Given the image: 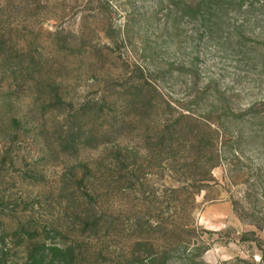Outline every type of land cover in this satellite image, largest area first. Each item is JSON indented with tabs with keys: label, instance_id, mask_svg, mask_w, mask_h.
<instances>
[{
	"label": "rangeland",
	"instance_id": "rangeland-1",
	"mask_svg": "<svg viewBox=\"0 0 264 264\" xmlns=\"http://www.w3.org/2000/svg\"><path fill=\"white\" fill-rule=\"evenodd\" d=\"M0 264H264V0H0Z\"/></svg>",
	"mask_w": 264,
	"mask_h": 264
},
{
	"label": "trees",
	"instance_id": "trees-1",
	"mask_svg": "<svg viewBox=\"0 0 264 264\" xmlns=\"http://www.w3.org/2000/svg\"><path fill=\"white\" fill-rule=\"evenodd\" d=\"M137 69L142 77V80L139 81H143V84L146 85L149 80L146 79L145 75L143 74L144 72H142L141 69ZM126 117L127 116H123L121 119L124 120ZM206 127H196L195 129H192V131H186V129H183L180 126H170L168 124L167 126H164V128L160 131V134L156 137V139H158L157 146L160 147V150L163 149L165 154L173 153L178 149L181 150L182 148L191 146V149L195 150L202 159L203 152H206L202 150V148L207 144L206 141L210 143L216 140V132L213 129L210 131L211 127L207 125ZM181 137H183L182 140ZM88 221L83 222L81 229L84 231V233L95 232L103 226L102 220H97V223L95 221Z\"/></svg>",
	"mask_w": 264,
	"mask_h": 264
}]
</instances>
